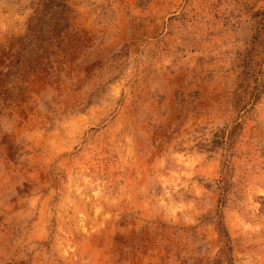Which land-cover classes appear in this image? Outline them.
<instances>
[{
    "label": "rangeland",
    "instance_id": "obj_1",
    "mask_svg": "<svg viewBox=\"0 0 264 264\" xmlns=\"http://www.w3.org/2000/svg\"><path fill=\"white\" fill-rule=\"evenodd\" d=\"M0 264H264V0H0Z\"/></svg>",
    "mask_w": 264,
    "mask_h": 264
}]
</instances>
